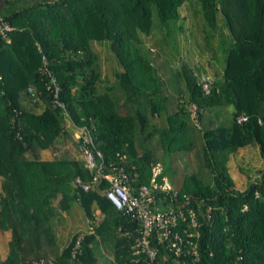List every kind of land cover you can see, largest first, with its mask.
<instances>
[{
	"label": "trees",
	"instance_id": "1",
	"mask_svg": "<svg viewBox=\"0 0 264 264\" xmlns=\"http://www.w3.org/2000/svg\"><path fill=\"white\" fill-rule=\"evenodd\" d=\"M189 1L0 0V16L16 27L9 42L0 39V176L5 222L17 254L16 260L7 256L0 264H33L41 258L54 264H99L98 240L108 244L110 264H134L131 239L119 235L118 227L135 235L137 221L115 209L100 189L83 191L74 186L76 177L91 179L81 157H41L43 150H56L60 140L78 143L46 88L50 78L42 73L44 61L59 84V101L73 125L90 129L106 163L120 162L128 171L134 165L135 184H148L151 164L166 155L192 150L195 135L184 117L187 105L195 104L201 123L199 128L192 125L201 138L196 154L209 179L192 173L174 188L179 196L202 200L201 210L210 207L206 214L210 218L201 227L199 264H264V168L242 190L235 187L227 168L230 155L250 144L257 145L264 159V0H193L195 11L207 23L203 33L215 28L216 15L221 14L231 42L224 46L220 41L216 65L221 70L210 80L207 93L202 89V66L195 69L187 62L178 66L183 88L175 99L177 110L168 113L166 97L154 95V80L141 70L151 65L139 51L138 32L150 34L155 21L170 30L179 16L177 8ZM93 40H108L119 63L112 70V82L102 91L98 83L105 77L97 65ZM228 107L231 117L225 120ZM163 111V126L150 121L148 112L162 116ZM222 113L224 119L219 120ZM239 115L247 120L238 123ZM163 134L169 140L161 142L165 154L158 158L147 141ZM162 166L161 174L166 176L171 165ZM157 192L164 203L169 202V192L165 198V193ZM74 200L88 218L94 206L104 216L73 254L78 233L59 249L53 219L56 207L65 210ZM3 221L0 229L5 227Z\"/></svg>",
	"mask_w": 264,
	"mask_h": 264
},
{
	"label": "rangeland",
	"instance_id": "2",
	"mask_svg": "<svg viewBox=\"0 0 264 264\" xmlns=\"http://www.w3.org/2000/svg\"><path fill=\"white\" fill-rule=\"evenodd\" d=\"M195 1L191 0L182 3L177 11L178 18L170 25V30L165 27L157 26L158 21L153 22L152 32L147 34L145 32H138L139 38L142 40L139 51L148 56L151 67L149 69L141 68V70L148 72L149 76L155 83H152V91L154 95L160 98L166 97L168 103L166 104V111L173 113L177 110L178 102L175 99L181 97L183 88V81L177 73L178 66L182 62L190 63L195 69L202 66L201 76L208 77L210 80L215 78L221 70V66L216 65L221 58V50L219 48L220 41L224 42V46L229 45L231 36L223 25L221 14L216 15L215 30L211 27L207 33H203L202 28L207 23L201 18L199 11H195ZM198 8V7H196ZM152 16V20L155 19ZM156 24V26H155ZM182 26V28H181ZM214 34V35H213ZM222 42V45H223ZM93 51L98 55L97 65L101 71L102 78L98 83L99 91L104 90V85L109 84L113 80L112 70L114 67L119 68L118 64L114 61L115 53L111 48L108 40L91 42ZM211 47V48H209ZM215 53V54H214ZM200 76V77H201ZM165 99V98H164ZM26 103H30L29 100ZM186 108L187 116L184 117L187 125L190 127V132L195 135V142L192 150L186 149L178 150L172 155H166L161 162L163 165H171L170 170L167 172L166 177L174 188L179 187L180 181L189 174L195 173L199 178L209 179V173L205 168L200 167V161L197 158L196 152L200 150L201 138L199 132L192 127L195 126L196 118L191 113L189 105ZM38 110H40L38 108ZM231 108L228 107V113L225 114V120L231 117ZM166 111L162 112V116H151L148 112L150 121L156 125L163 126L165 124L164 115ZM209 115H212L209 114ZM189 119V124H188ZM222 116L219 120H223ZM65 126L72 132L75 138V133L78 131L71 123L68 117H65ZM205 120V119H204ZM201 125V123L199 122ZM188 138V130L185 135V142ZM76 139V138H75ZM169 140V135L163 134L156 135L147 144L152 147L155 155L161 158L163 154L161 142L166 144ZM76 142V141H75ZM62 154L70 157H81L78 143L72 142H57L56 150H43L41 152L42 158H51ZM227 168L230 176L232 177L235 187L237 189H244L249 180H254L257 175V170L264 168V159L260 156L257 145H246L239 148L235 153H232L227 161ZM0 176V219L4 220V228L0 229V260L7 256L17 259L15 244L8 224L5 222V215L2 208V199L4 198L3 181ZM56 205V203H54ZM99 210L94 206L92 212L95 213ZM55 217L53 219L54 232L59 249H62L71 240L74 234L84 233L89 227L88 217L84 212L83 207L78 201H72L69 207L65 210L55 209ZM107 243L101 240L97 242V258L99 264H110L112 256L108 250ZM15 264V263H14Z\"/></svg>",
	"mask_w": 264,
	"mask_h": 264
},
{
	"label": "built area",
	"instance_id": "3",
	"mask_svg": "<svg viewBox=\"0 0 264 264\" xmlns=\"http://www.w3.org/2000/svg\"><path fill=\"white\" fill-rule=\"evenodd\" d=\"M15 28L8 20L0 16V39L9 42L10 32ZM41 70L50 78V83H46V88L52 92L54 104L62 109L65 117L69 118L63 103L58 98L59 84L47 69L46 61ZM201 82L202 89L207 93L210 79L201 77ZM28 91L32 92V89L29 88ZM189 109L196 118L195 104L190 103ZM202 111L199 109L200 113ZM246 120L245 115H239L236 118L238 123ZM195 124L199 125L197 119ZM74 127L78 131L75 137L78 140L83 165L91 174L90 181L76 177L74 186L83 191L91 188L100 189L115 209L137 221L135 235L132 231L118 227L119 235L131 239V262L134 264H166L171 260L173 264H199L201 227L204 221L210 218L206 215L210 207L203 211L199 206L202 200L193 199L186 194L179 196L178 191L171 186L167 177L161 174L163 168L161 162L151 164V177L148 184H135L138 174L133 171L134 165L131 166L132 171H128L120 162L106 163L102 152L95 146L90 129L86 126ZM118 156L120 160L124 159V156ZM104 181L107 185L101 187L100 184ZM157 191L165 193L164 198L169 192L167 199L169 202L164 203ZM160 205L165 207L162 208ZM103 216L100 210H97L92 218H88L89 227L86 232L78 234L72 250L73 254L84 235L92 233ZM33 264H54V262L52 259L41 258L33 261Z\"/></svg>",
	"mask_w": 264,
	"mask_h": 264
},
{
	"label": "crops",
	"instance_id": "4",
	"mask_svg": "<svg viewBox=\"0 0 264 264\" xmlns=\"http://www.w3.org/2000/svg\"><path fill=\"white\" fill-rule=\"evenodd\" d=\"M76 134V133H75ZM78 157V156H77Z\"/></svg>",
	"mask_w": 264,
	"mask_h": 264
}]
</instances>
